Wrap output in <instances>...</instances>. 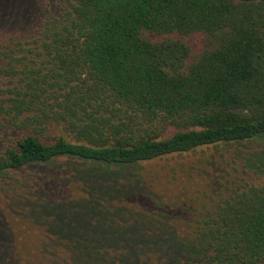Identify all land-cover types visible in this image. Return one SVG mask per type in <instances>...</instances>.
<instances>
[{
  "label": "trees",
  "instance_id": "trees-1",
  "mask_svg": "<svg viewBox=\"0 0 264 264\" xmlns=\"http://www.w3.org/2000/svg\"><path fill=\"white\" fill-rule=\"evenodd\" d=\"M255 140L264 0H0V264H264Z\"/></svg>",
  "mask_w": 264,
  "mask_h": 264
},
{
  "label": "rangeland",
  "instance_id": "rangeland-1",
  "mask_svg": "<svg viewBox=\"0 0 264 264\" xmlns=\"http://www.w3.org/2000/svg\"><path fill=\"white\" fill-rule=\"evenodd\" d=\"M31 28H33V26L28 27L27 29L31 30ZM187 41L190 43V45L192 46V50L194 53L198 52L203 44L202 41V36L200 34H192L186 37ZM249 147L246 146H237L235 148H232V150H229L228 153L225 154V157H220L219 154H217L214 157H210L211 152H208L204 159L208 160L210 158H213L215 160V163L213 164V169L212 172L214 174V172L217 170L219 171V175L221 173H224L226 170H230V171H234V167H236L237 169L240 168V173L243 175H246V178L248 181L250 182H261L264 180V176H260L258 174L255 173H244L242 172L243 170V166H244V161L246 160L247 157H250L251 153L261 149L264 146V142L263 145L260 146V141L255 140L252 142H249L247 144ZM233 156L236 158V160L238 161V164L236 161L233 160ZM202 157V155H198V156H192V158L196 161L199 160V158ZM59 162L54 163L53 165H57ZM216 164V167H215ZM209 167V166H208ZM48 169V168H47ZM74 191V188H72ZM20 245H22V250H20ZM34 247V244H28L24 241V239H19L18 240V248L16 247V250L18 252H22V253H27L31 258H38L39 254L37 253H33L32 254V248ZM38 248V247H36ZM40 255L42 257H45L43 255V253L39 252ZM47 258V257H45ZM53 263L55 264H65L61 259L59 258H53L52 260Z\"/></svg>",
  "mask_w": 264,
  "mask_h": 264
}]
</instances>
